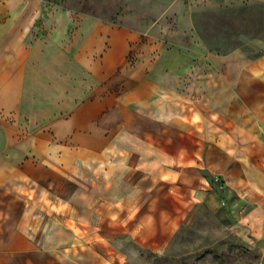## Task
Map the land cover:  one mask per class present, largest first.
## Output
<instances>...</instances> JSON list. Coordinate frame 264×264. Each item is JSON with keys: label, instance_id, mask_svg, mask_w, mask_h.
<instances>
[{"label": "crops", "instance_id": "obj_1", "mask_svg": "<svg viewBox=\"0 0 264 264\" xmlns=\"http://www.w3.org/2000/svg\"><path fill=\"white\" fill-rule=\"evenodd\" d=\"M99 24L0 0V264H134L117 241L164 250L212 177L257 188L264 55L215 56L236 94L225 111L146 81L113 94L112 77L82 79L72 59Z\"/></svg>", "mask_w": 264, "mask_h": 264}, {"label": "rangeland", "instance_id": "obj_2", "mask_svg": "<svg viewBox=\"0 0 264 264\" xmlns=\"http://www.w3.org/2000/svg\"><path fill=\"white\" fill-rule=\"evenodd\" d=\"M47 1L70 9L76 17L100 22L85 49L72 59L82 79L100 86L112 77L113 94L130 86L135 94L137 82L146 81L160 91L225 111L236 94L227 86V74L222 77L216 69L215 56L236 49L252 60L264 55V0ZM151 91L146 88L143 93ZM0 141L7 138L2 135ZM254 143L256 189H236L212 177L208 197L192 208L164 250L143 248L127 238L117 241L129 261L264 264V135Z\"/></svg>", "mask_w": 264, "mask_h": 264}]
</instances>
